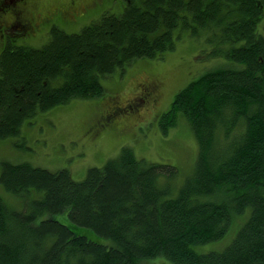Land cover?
<instances>
[{
	"label": "trees",
	"instance_id": "trees-1",
	"mask_svg": "<svg viewBox=\"0 0 264 264\" xmlns=\"http://www.w3.org/2000/svg\"><path fill=\"white\" fill-rule=\"evenodd\" d=\"M33 1L0 0V139L19 136L39 112L101 96L102 78L164 58L186 36L226 62L156 116L163 134L185 118L198 142L181 185L177 165L150 162L129 146L82 181L68 168L3 161L0 183L22 203L0 193V264H264V0H125L119 14L109 12L117 0H44L45 18L29 30ZM80 19L86 25L76 32L56 23L73 28ZM44 26V45L15 44ZM157 100L146 86L126 111L97 104L83 131L101 130L100 118L112 135L130 130ZM231 228L232 241L218 247Z\"/></svg>",
	"mask_w": 264,
	"mask_h": 264
},
{
	"label": "rangeland",
	"instance_id": "rangeland-1",
	"mask_svg": "<svg viewBox=\"0 0 264 264\" xmlns=\"http://www.w3.org/2000/svg\"><path fill=\"white\" fill-rule=\"evenodd\" d=\"M44 2V0L33 1L26 8L25 20L30 26L29 30L44 20L43 9L41 10ZM116 4L119 9L113 8ZM124 5L125 0H117L109 12L119 14ZM82 7L83 5L80 4L79 10H83ZM95 11H100L99 6ZM92 13L90 12L88 16ZM94 18H91V21ZM82 21L83 19L78 20V25H73V28L64 26L60 22L56 23L68 32H76L86 25H81ZM45 27L38 35H33L35 37L17 39L15 44L33 47L44 45L49 41L50 36L49 28ZM258 32L264 35V15L258 24ZM184 40L180 39L176 48L168 52L164 58L139 59L128 65L125 70L115 71L111 76L102 78L104 92L101 96L75 98L68 104L39 112L33 119L24 122L19 136L0 139V172L1 163L5 160L27 161L53 171L68 168L75 180L82 181L91 167L103 166L107 160L119 155L123 147L129 146L139 157H144L150 162H168L177 165L181 170L177 184H182L194 169L198 142L185 118H180L177 128H172L168 134H163L156 116L169 110L175 95L181 89L206 71L216 68L220 62H226L224 58H214L209 55V45L202 38L196 40L186 36ZM146 86L153 89L158 100L145 107L138 119L132 118L131 122L134 126L130 130L120 131L117 135H112V131L106 128L98 129L97 133L83 131L84 121L89 116L90 108L100 103H103L102 107H106L105 111H109L115 105L127 106ZM140 121L142 123L138 124L137 122ZM0 193L12 205L19 207L22 203L19 197L9 194L2 183H0ZM237 230L231 228L227 236L217 242L218 247L229 244ZM205 246H201L199 250L207 251L205 249L208 248H204ZM162 260H165V257H157L153 261ZM165 261L175 264L172 261Z\"/></svg>",
	"mask_w": 264,
	"mask_h": 264
},
{
	"label": "flooded vegetation",
	"instance_id": "flooded-vegetation-1",
	"mask_svg": "<svg viewBox=\"0 0 264 264\" xmlns=\"http://www.w3.org/2000/svg\"><path fill=\"white\" fill-rule=\"evenodd\" d=\"M139 96H141V93L137 96V97H139ZM136 97V98H137ZM144 102H146L145 100H144ZM116 103V102H115ZM150 103H152V102H150ZM128 106V105H127ZM127 106H120V105H115L112 109H111V111L110 112H113V111H115V110H119V112H121V111H126V110H128L127 108L129 107H127ZM149 106V103H147L146 105H145V107H148ZM101 119V121L103 122L104 121V123L102 124V126H101V128H108V129H110V127H109V125H106L107 123L105 122V121H107V120H103L102 118H100ZM104 125V126H103ZM100 128V129H101Z\"/></svg>",
	"mask_w": 264,
	"mask_h": 264
},
{
	"label": "bare ground",
	"instance_id": "bare-ground-1",
	"mask_svg": "<svg viewBox=\"0 0 264 264\" xmlns=\"http://www.w3.org/2000/svg\"><path fill=\"white\" fill-rule=\"evenodd\" d=\"M241 41H243V40H241ZM224 43H225V42H224ZM237 43H238V42H237ZM181 46H182V45H181ZM242 46H243V45H242ZM213 48H214V47H213ZM216 50H217V49H216ZM192 51H193V50H192ZM199 53H200V52H199ZM222 55H223V54H222ZM224 56H225V55H224ZM223 58H224V57H223ZM231 62H232V61H231ZM207 63H208V62H207ZM209 64H210V63H209ZM213 64H214V63H213ZM211 65H212V62H211ZM204 96H205V95H204ZM206 100H207V99H206ZM208 100H209V99H208ZM210 100H211V99H210ZM190 115H191V114H190ZM190 118H191V117H190ZM190 118H189V119H190ZM231 122H232V121H231ZM222 123H223V122H222ZM228 125H229V124H228ZM192 126H193V125H192ZM230 127H231V126H230ZM219 128H220V127H219ZM226 128H227V127H226ZM246 129H247V128H246ZM229 132H230V131H229ZM225 135H226V134H225ZM246 135H247V134H246ZM246 137H247V136H246ZM209 139H210V137H209ZM209 142H210V141H209ZM242 142H243V141H242ZM209 144H210V143H209ZM207 146H208V145H207ZM204 150H206V149H204ZM187 154H188V153H187ZM193 154H194V153H193ZM204 155H205V153H204ZM222 159H223V158H222ZM188 160H189V159H188ZM204 161H205V160H204ZM213 161H214V160H213ZM222 162H223V161H222ZM184 163H186V162H184ZM203 164H204V163H203ZM221 164H222V163H221ZM224 164H225V163H224ZM205 165H207V163H206ZM207 166H208V165H207ZM218 166H219V165H218ZM222 166H223V165H222ZM219 168H220V167H219ZM204 169H205V168H204ZM216 170H217V168H216ZM216 170H215V171H216ZM180 171H181V170H180ZM180 171H179V172H180ZM199 174H200V173H199ZM185 181H186V180H185ZM188 181H189V180H188ZM180 185H181V184H180ZM177 186H178V185H177ZM229 188H231V187H229ZM229 188H228V189H229ZM232 188H233V186H232ZM44 192H45V191H44ZM38 197H40V196H38ZM37 199H38V198H37ZM44 202H45V201H44ZM28 209H29V208H28ZM65 209H66V208H65ZM244 209H245V208H244ZM247 211H248V210H247ZM235 212H236V211H235ZM44 215H45V214H44ZM44 215H43V216H44ZM39 216H40V215H39ZM237 216H238V215H237ZM243 216H244V215H243ZM41 217H42V216H41ZM39 218H40V217H39ZM42 218H43V217H42ZM42 218H41V219H42ZM232 218H233V217H232ZM233 219H234V218H233ZM241 223H242V222H241ZM231 231H232V230H231ZM240 231H241V230H240ZM226 236H227V235H226ZM233 236H234V235H233ZM223 238H224V237H223ZM233 238H234V237H233ZM231 241H232V240H231ZM223 244H225V242H224Z\"/></svg>",
	"mask_w": 264,
	"mask_h": 264
}]
</instances>
